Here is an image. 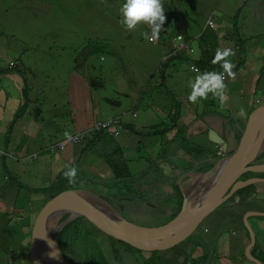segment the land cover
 Segmentation results:
<instances>
[{
    "label": "rangeland",
    "instance_id": "rangeland-1",
    "mask_svg": "<svg viewBox=\"0 0 264 264\" xmlns=\"http://www.w3.org/2000/svg\"><path fill=\"white\" fill-rule=\"evenodd\" d=\"M125 2L126 0H0V42L9 55L5 58L4 54L0 53V66L12 67L16 59L19 61L17 71L0 74V78L3 75L9 76V83L4 85L5 91L0 89V118L9 119L5 121L6 130L0 129V151L10 154L11 150L15 151L12 145L16 142L21 143L15 151V160L20 164V171L14 172V177L9 179L12 156H0V264H35L29 255L30 246L26 244L25 236L29 237L33 234V238L36 230L42 225L46 209L51 201L49 193L38 192L37 189L51 186L56 176L66 166L52 172L53 167L61 160L57 149L61 148L62 144L64 146V143L61 144L63 140H67L68 144L64 148V153H61V157L78 151L77 147H81L79 150L84 151V154L78 158L79 161L73 163L69 161L71 165H78L79 171L85 167L80 177L114 176L103 159V154L107 151L113 152L114 148L127 160L131 176L143 174L144 177L139 183L128 180V187L125 186V181L120 182L119 185L122 191L118 193L119 196L115 202L124 206L125 209L123 208L121 213L129 220L140 225L158 226L170 221L178 213L181 197L176 193L175 171L168 160L157 161L158 156L168 155L170 150L165 133L138 134L130 142L133 144L129 148L124 145V149L120 146L123 145L122 135L113 138L111 147L94 144L89 147L90 149H84L86 142L82 141L80 144L73 142L76 130L71 126L69 119L65 115L53 113L56 104L61 106L67 99V80L66 74L64 75L67 70L60 69L55 82L51 83L52 73L63 66L60 62L61 57L64 58V52L70 55L68 61L70 67L76 65L80 53H90L97 72L102 73H92L100 79L98 82L90 78L91 89L94 87L97 89L94 95L95 99H98L99 107L95 125L90 131L84 133L85 136L89 133L95 134L99 130L96 125L100 120L107 121L118 116L123 121V113L131 106L135 109L134 115L140 113L141 128H148L151 122L157 125L161 123V120L155 122L157 116L164 119L166 125L170 126L179 109V103H182V98H179L177 94H186L188 105L192 107V110H199L198 116L201 118L205 119V113H209L210 116L224 117L227 121V130L225 132L221 129L213 130L222 137L230 133L235 143L228 149L237 150L242 145V139H239L240 135H237L238 127H244L253 117L264 113V109H258L264 106L263 89L251 94L249 90L240 88L238 90L243 91L241 99L232 97V89L227 88L223 110L220 108L218 99L211 93L206 100H199L195 104L188 100L191 92L190 81H194L197 74L205 71L216 72L208 62L211 52L217 50L216 47L237 50L234 45L237 40H233L228 34H221V27L215 24L213 15L226 21V24L222 23L223 26L237 25L238 29H244L241 39L249 55L254 47L264 52V0H163L167 19L158 37L152 42L144 39L142 35L145 31L151 34L147 25L141 24L135 31L130 32L120 24V8ZM210 18L212 24L207 25ZM212 30L216 32L218 42H209L208 36L213 33ZM258 33L261 34L257 35ZM168 45L171 47L167 50ZM166 51L169 54L164 56ZM182 51L188 53L191 67L190 65L184 67L182 64L181 67L172 65V59L175 60V56L180 57L178 54ZM262 51L259 56H264ZM82 61L83 58L79 60V64ZM232 63L235 65L233 70L240 67L236 62ZM162 65L167 80L161 79ZM84 67L83 63L82 69ZM241 76L249 81L251 74L247 71ZM240 83L243 84L242 81ZM97 85L99 86L96 87ZM61 93L63 95H60ZM250 100H253L251 108ZM25 101L35 105V114L27 115L28 118L31 116L34 119L32 121H20L22 115L19 113L26 109ZM114 101L123 104L125 102V104L117 106L114 105ZM156 103H160L162 107L165 104L169 105L165 112L166 116L159 113L160 105L157 104L156 107ZM241 107L246 110L243 117L239 115ZM8 109L15 115H11ZM190 116L192 118L194 112ZM15 120L22 125V130L16 137L11 136L9 131L10 124ZM124 123L123 121L118 127L123 128L126 125ZM131 129L136 132L135 129ZM103 130L107 132V129ZM48 131L53 135L47 136ZM65 132L71 134V139L64 135ZM181 136V132L177 131L176 152L178 151L179 154H176L184 163H189L191 170L206 171L214 165L212 160L214 156L219 158L225 153L217 144L214 146L219 148L207 145L206 147L211 149L207 154H204V151L199 153L186 149L180 146L182 143H177L182 140ZM27 140L29 145L23 146ZM9 141H11L10 144ZM191 144L194 143L191 141ZM135 145L136 151L133 152ZM53 154L55 157L51 160L50 156ZM76 155L77 153L74 156ZM198 158H205L206 161L196 162L195 159ZM63 161L68 162L66 158ZM244 175H248V178L244 180H252L249 171ZM85 177L80 186L95 187L92 183L87 184ZM64 183L65 180L59 182L60 185ZM177 185L180 189L178 179ZM258 187L264 189V184H258ZM180 191L183 196L181 189ZM237 192L232 196L233 198L220 204L211 217L203 221L195 235L159 252V257L153 259L154 264L159 262L161 255H164L166 264H182L180 254H183L184 250L190 253L194 247L196 248L193 245V239L196 236V242H203L201 235L204 234L205 228H208L209 232L204 235L208 238L215 237L217 233L215 222L219 218L226 220L219 227L220 232L233 240L241 238L244 232L249 237L250 228L256 232L255 223L264 227V191L259 194L254 191L246 200H241V195ZM25 207L28 210L31 207L32 213H28L27 219L17 218L19 209L24 210ZM254 213L260 214L257 216ZM68 217H71L69 213L59 216L58 224L60 220ZM246 219L249 222H245ZM224 224H226L225 228ZM232 231L235 233L233 234ZM66 237V231L62 229L58 239L60 249L66 258L69 256L72 261L79 263L81 257L78 252L74 255L75 258L71 256L73 248ZM93 237L95 244L103 251L107 263L117 264L111 249V237L101 228L93 232ZM219 243L222 244V241ZM208 246L211 247L210 244L207 248ZM176 249L182 251L176 252ZM215 249L216 255L211 258V263L223 264L217 261L220 251L217 247ZM196 250L197 253H201L199 248ZM231 253L235 251L232 250ZM253 256L264 258L262 248L258 246ZM238 257L237 264H258L248 257L247 252L245 255L240 252ZM141 260L144 261L145 258ZM125 264H130L128 259Z\"/></svg>",
    "mask_w": 264,
    "mask_h": 264
},
{
    "label": "crops",
    "instance_id": "crops-1",
    "mask_svg": "<svg viewBox=\"0 0 264 264\" xmlns=\"http://www.w3.org/2000/svg\"><path fill=\"white\" fill-rule=\"evenodd\" d=\"M213 17L212 18H213L215 24L217 26L221 27V30H222L221 34L222 33L228 34V35H230V37L233 40H239V38H241V34L244 35V29L243 28L238 29L237 25L234 27H232V25L231 26L229 25V27H226L225 25L223 26L222 23L226 24L225 20H223L221 18H217L214 15H213ZM259 34H261V33H258L257 35H259ZM229 40H231V39H229ZM170 47H171V45H168L167 50ZM261 51L262 50L254 47V49L251 51L250 56L247 53L246 58H248V60L246 61V63H244L242 66L238 67L237 69L233 70V72L235 73V79H232V78L225 76L226 77L225 83L227 85V88L232 89V91H233L232 97L241 98V99L243 98L242 97L243 91L238 90L240 88L249 90V92L251 94L257 93L259 91V89L264 90V67H262V65L264 64V59L262 60V57L264 58V56H259V53ZM0 53L4 54L5 58H6V56H9L7 54V50L4 48V46L1 42H0ZM64 54H65L64 58L62 59V57H61V62H60L63 66L59 67V69L57 71H54L52 73L53 77L51 79V83L55 82V77H57L60 74V69L64 68L65 70H67L64 73V75L66 74V80H67V99L65 102H63L61 104V106L56 104L55 110L53 111V113L56 115L57 114L65 115L69 119L71 126L76 130L75 133L87 132V131H90L91 128L95 124V119L97 117V112H98V107H99L98 99H95V95H94L95 91L97 89H94L95 87L91 89L90 78H92L98 82L100 79L98 77L92 75V73L93 74H95V73L102 74V73H101V71L97 72V69L94 66V62L91 59V55H89L90 53H87V54L80 53L78 55V61L75 65V67L74 66L70 67L68 65L70 55L67 52H64ZM168 54H169V52L166 51L164 56H166ZM178 56H180V57L175 56V60L172 59V65H174L175 67H181V64L184 67L186 65H190V67L192 66L190 61H189L188 53L186 51H182L180 54H178ZM10 57H13V56H10ZM82 58H83V61L81 64H79V60H81ZM250 58H251V60H250ZM212 59L213 58L211 56L208 57L209 64H211L215 68L216 72H223V68L221 67L220 63L213 64ZM248 62H249V64H248ZM83 63L85 64V67L82 69ZM163 63H164V61H163ZM3 67H7V66L1 65L0 69ZM161 69L163 70V74H161V79L167 80L168 78L166 77V74L164 73L163 65H162ZM162 70H161V72H162ZM247 71L250 72V74H251L249 81L247 79H245L243 76H241L242 73H245ZM87 80H88V82H87ZM241 81L243 82V84L240 83ZM4 85H5V83L2 80H0V87L2 88ZM98 86L99 85H97L96 87H98ZM31 89H34V87H31ZM57 89H58V87H57ZM60 95H63V94L61 93ZM177 95L179 98L180 97L182 98V103H179L180 104V116L181 117L176 122L178 127H176V126L174 127L173 124L175 122H172V124L170 125V126H172V125L173 126L171 127L169 132L166 133L168 143L170 144V150L168 152V155L158 156L157 161L158 162H165L166 160H168L170 165L172 167H174L175 170L178 169V170L182 171V169L189 168V166H188L189 163L188 162L184 163L180 159V157L177 155V154H179L178 151L176 152L178 145H176V141H174V139H175V135L178 131V128L181 125L185 124L187 129H186V132L184 134H186V137L189 138L196 146H198L197 150L202 152L203 149L211 150V149L206 147L207 145H209L208 147L213 146L214 148H219V147L214 146L216 144L209 140V136H208L209 130H211V128H214L217 131L219 129H221L222 131L225 132L227 130V123H226L227 121H225V119L222 115L210 116L209 113H205V116H204L205 119L201 118L200 116H198L199 110H192V107L190 105H188L186 94H177ZM263 98H264V95H263ZM113 103H114V105H117V106H121V105L125 104V102L123 104L122 102H118V101H114ZM157 104L160 105L159 113L166 116L165 112L168 110L169 105L165 104L164 107H162V105L160 103H156L155 104L156 107H157ZM24 105H26V109H23L19 113V115H22L21 116L22 118L20 119V121H24V120L32 121V120H34L31 116H30V118H28V116H27V115L35 114L34 103L25 101ZM249 106H250V108H251V106H253V100H250ZM258 109H264V106L259 107ZM8 111H9V109H8ZM193 112H194V116L191 118L190 115L193 114ZM256 112H258V111H256ZM9 113L13 116L15 115L14 112L12 113L9 111ZM134 114H135V109L132 106L130 108L126 109L125 112L123 113L124 117H122V118H123V121L125 122L124 124H126V125L123 126V128L121 130V134L119 135V136L122 135V140H123L122 144L123 145H120V146H123V149H124V145L127 148H129L133 144L130 142H132L133 139L136 137V135H138L136 133L137 131L148 132L149 129H151V128H153V126L157 125L154 122L153 123L151 122V123H149L148 128H141L140 113L136 114V115H134ZM188 114H190V115H188ZM261 115H263V114H261ZM261 115H256L255 117H253V119L256 120ZM115 117H118V116H115ZM188 118H191V119L188 120ZM8 120L9 119H7L5 117L0 118V129H2L3 131L6 130V122L5 121H8ZM159 120H161V123H158V124H162L163 127L167 126L164 119L157 116V118H155V122H157ZM249 123L250 122H248V123L246 122L244 127H238L237 135L238 136L240 135L239 139L243 138V136H244L243 134L246 132L247 127L250 125ZM131 128L135 129L136 132L132 131ZM21 130H22V125L18 121L15 120L13 122V124H10L9 131H10L11 136H15V137L18 136V134L21 132ZM52 133H53V131H52ZM52 135L53 134H49V131L47 132V136H52ZM58 137L60 138V135H58ZM58 137H55V138H58ZM224 137L227 140V142H226L227 143V147H226L227 152H232V151L236 150V149H233V150L228 149L229 146H233L235 143L233 138H232V135L230 133H227L226 135H224ZM194 139H196V142H194ZM10 142L11 141H9V144H10ZM62 142L64 143V146L62 148L57 149V151L60 155H61V153H64V148H66L67 144H68L67 140H63ZM28 145H29V142L27 140L24 142L23 146H28ZM19 146H21V143L16 142L12 145V149L17 151ZM136 147L137 146L135 145L133 152L136 151L135 150ZM80 148L81 147H77L76 149H78V151H74L72 153H69L65 157H61L59 155L61 160L57 163L56 166L53 167L52 172L59 170L61 167L65 166V165L66 166L69 165L70 160H71V163H73L75 161H79L78 158L84 154L82 152V150H79ZM15 151L11 150V153L13 154V156L11 157L12 160L10 161V164H11V166H10L11 168L9 170L10 172L8 171L10 173L9 179L14 177V174H13L14 172L18 173L20 171V164H18L15 160L16 159ZM47 151H49V150H47ZM75 153H77L76 156H74ZM221 156H223V155H221ZM54 157H55V155L53 154L50 156V159L53 160ZM172 157H173V159H172ZM64 158H66L68 160L67 163H65L63 161ZM181 158L183 160H185L183 157H181ZM195 160H196V162H198L199 160H201L203 162L206 161L205 158H201V159L198 158ZM256 165H264V156L258 161V163ZM6 168L8 169L7 163H6ZM83 169H85V167H83ZM189 170H191V169H189ZM189 170L186 169L181 174L187 173ZM194 170H196V169H194ZM257 170H259V169H257ZM257 170H255V172H258ZM260 170H264V169H260ZM42 178H43V175L41 174V179ZM188 185H191V183H188ZM42 188H44V187H42ZM258 189H260V188H258ZM260 200H263V199H260ZM29 212L32 213V210L19 209V213L17 214V218L27 219ZM214 212H215V210L212 211L208 217H211V215ZM238 221H239V219H238ZM224 222H226V220L219 218V220L215 222V224H216L215 227L217 229V233H216L215 237L214 238H208L207 237V238L210 242L216 241V243H218V244H220L219 242L222 241V244L218 245V247L221 250V254H224V256H222L220 258V261L223 264H226V263L237 264L239 262L238 254L240 252H243V254L246 253V249H247V246L249 244V237L247 236L246 232H244V235L237 240H233L230 238V236L224 235V233L220 232V229H219V227ZM225 226H226V224L223 225L224 228H225ZM255 226H256V230H257L255 232L256 238H257V245L260 248H262V250L264 252V231H263L264 227L258 223L257 224L255 223ZM204 231L209 232V229L205 228ZM232 233L234 234L235 232L232 231ZM31 236H29V237L25 236L26 244H27L28 239H31ZM216 247H217V245H216ZM232 250H234L235 253L232 254L231 253Z\"/></svg>",
    "mask_w": 264,
    "mask_h": 264
},
{
    "label": "water",
    "instance_id": "water-1",
    "mask_svg": "<svg viewBox=\"0 0 264 264\" xmlns=\"http://www.w3.org/2000/svg\"><path fill=\"white\" fill-rule=\"evenodd\" d=\"M249 124L243 134L242 145L239 149L229 154L225 153L218 159L214 158L216 159L214 165L206 171L192 169L179 176V186L184 196L182 206L176 216L165 224L146 226L135 223L125 217L110 202L87 188L76 187L61 192L49 203L42 225L33 236L30 246L32 260L35 264H74L61 251L58 237L66 223L84 214L90 216L95 224L109 236L145 251L170 248L186 240L196 232L212 211L239 189L257 180L264 182L262 178L240 180L249 170L264 169V165H251L264 152V113L258 119L251 120ZM209 139L226 152V140L213 128L209 132ZM213 173L215 174L212 175ZM209 178L212 182L207 181ZM190 179L188 183L191 185H188L187 180ZM67 204H75L83 212L80 215L69 217L65 224L59 227L57 222L59 211ZM259 214L254 213L257 216ZM250 234L251 245L247 250V255L256 263L264 264L252 254L255 236L251 229ZM48 239L55 241V249L49 246ZM39 247L42 248L40 252L37 250ZM54 250H58V256L51 257L49 253Z\"/></svg>",
    "mask_w": 264,
    "mask_h": 264
},
{
    "label": "trees",
    "instance_id": "trees-1",
    "mask_svg": "<svg viewBox=\"0 0 264 264\" xmlns=\"http://www.w3.org/2000/svg\"><path fill=\"white\" fill-rule=\"evenodd\" d=\"M212 32L213 33H211V35L208 36L209 42H215V41L218 42L219 40H218L217 34L213 30H212ZM217 48L218 47H216V49ZM235 48L237 49V50H234L235 55L228 57V59L231 62H236L238 66H242L244 63H246L248 58H246V56H247L246 51L247 50L245 49L244 42L242 41L241 38H239L238 43L235 45ZM215 54H216V50L212 51L210 56L212 58H214ZM18 66H19V61L16 59V64L14 66H12V67L7 66V67L1 68L0 74H2V73L9 74L11 71H17L16 68ZM94 66H95V63H94ZM8 77L9 76L3 75V77H1L0 79L4 83L8 84L9 83ZM0 89L5 91V86H3L2 88L0 87ZM178 112H179V114H178ZM180 117L181 116H180V105H179V109L175 114L174 120L172 121V122H175L173 124L174 127L175 126L178 127L176 122L179 120ZM11 124H13V123H11ZM172 126L169 127L167 125V126L163 127L162 124H158L157 127H153L151 129H149L151 131H149V130H148V132L137 131L136 133L139 135H144L147 133L149 135L164 134V133L166 134L167 132H169V130L171 129ZM108 129L114 130V131H116V130L119 131L118 126L114 127L113 129L108 127ZM186 129H187V127L185 124L181 125L178 128V131L181 132V134L183 136H181L182 140L180 142H177V143L178 144L182 143V145H180V146H183L186 149H191L195 152L201 153L200 151L197 150L198 146L191 144V140L186 137V134H184L186 132ZM102 130L103 129L97 130V132L95 133L96 134L95 138H93L90 141V143H88L85 146L84 149H86V148L90 149L89 147H91L94 144H98L101 146L107 145L109 147L112 146L114 136L109 134V132H110L109 130H107V132H105L104 130H103L104 132H102ZM174 141H177V140L174 139ZM62 147H63V145H62ZM203 151H204L203 152L204 154H207L209 150L203 149ZM82 152L84 153V151H82ZM263 156H264V152H263ZM103 159L109 165V168L114 173V176L107 177V178H103V177H100L98 175H92L89 177H85V176L80 177L79 175L83 173V169L81 168V171L78 170L75 183L70 184L69 181L63 175L64 171L67 170L68 166H74L77 169L79 168V166L76 164H73V165L70 164V165H67L56 176V178L54 179L51 186L44 187V188H38L37 191L38 192H47L49 190V192L51 194V198H55L62 191L73 189L75 187H79L81 184H83V178L85 177L87 180V184L90 185V183H92V185H95V187H93V188H90L89 186H85V187L92 189L94 192L101 195L103 198H105L106 200H108L112 204L117 205V203L115 202V199H118V196H119L118 193L122 191V189L119 188L120 182L125 181V186L128 187V183H127L128 180H130L131 182H135L136 179H138V178L142 179L144 176L142 173H139L138 175H135V176H131L130 169L128 168L127 160L125 159V157L121 156L120 153L116 152V148H114L113 152L107 151L105 154H103ZM172 168L175 171V188L177 191L176 193L178 194V196L181 197V202H180V205H179L178 210H177V212H179L181 205H182L183 196H182L181 191L177 185V179L184 170H186V169L189 170L190 168L182 169V171L178 170V169L175 170L174 167H172ZM257 171H260V170H257ZM161 173L163 175L165 174V172H161ZM249 174L257 175V176L264 178V170H261L260 172L249 171ZM245 178H248V175H244L241 177L242 180H244ZM61 180H65V183L60 185L59 182ZM3 184H5V183H3ZM57 184H58V186H57ZM133 188L136 189L135 186H133ZM254 191H256V187H255V185H251V186H247V187H244L242 189H239V191L237 193H240L241 200H246L248 195ZM122 193H124V192H122ZM124 194H126V193H124ZM29 208L31 210V207H29ZM25 209H26V207H25ZM97 228H99V226H97L95 224V222L87 214L83 215L81 217H78L75 220H72L71 222H69L64 227V230L66 231V235H67L66 240H68L70 242V244L73 248V251H72L73 255H71V256L74 257V255H76L78 252V255L81 257V261L79 263H77V262L72 261L69 258V256H67V258L71 262H73L75 264H108L107 261L105 260V255H104L103 251L101 250V248L98 245L95 244L93 232ZM263 231H264V229H263ZM192 235H195V234H192ZM192 235H190V236H192ZM190 236H189V238H190ZM201 236L203 238V242H196L195 238L197 236L193 239V245H195L196 248H199L201 250V253H197V250L194 246H193L194 247L193 251L190 253H186L185 250L183 249L184 250L183 254L181 253L179 256L181 258L182 264H212L211 258H213V256H214V254L212 253L213 245L211 244V242L208 240V238L204 234ZM110 237L112 239V253L115 254L116 259H118V258L121 259V258L125 257V258H130L132 260H136L138 262L137 264H154L153 259L159 257L158 253L163 251V249L157 250V251H145V250L136 248V247L128 244L127 242L119 240L113 236H110ZM189 238H187V239H189ZM208 244H210L211 247L208 246V248H207ZM186 245H187V243H186ZM257 247H258V245L256 243L255 249H257ZM179 251H182V250L176 249V252H179ZM163 256L164 255H161V257H160L161 259L159 260V262L157 264H166V262H165L166 259ZM143 257L145 258L144 261L141 260ZM262 261L264 262V258H262Z\"/></svg>",
    "mask_w": 264,
    "mask_h": 264
},
{
    "label": "clouds",
    "instance_id": "clouds-1",
    "mask_svg": "<svg viewBox=\"0 0 264 264\" xmlns=\"http://www.w3.org/2000/svg\"><path fill=\"white\" fill-rule=\"evenodd\" d=\"M120 13H121V19L119 21L120 24L122 26L126 27V29L128 31H130V32L135 31L137 29V27L139 25H141V24L147 25L150 28V30H151V34H149L148 31H145V32L142 33V35H143L144 39L148 40L149 42H152L154 38L158 37L159 33L161 32V30H162V28L164 26V23H165L166 19H167L166 18V15H165L164 6H163V0H126V2L120 8ZM210 21H211V18L208 19L207 25H209V22ZM211 24H212V22H211ZM237 43H238V40H237L236 43H234V45H236ZM234 55H235V51L232 48H223V49L217 48L216 54H215L214 58L212 59V63L213 64L220 63V65H221V67L223 68L224 71L222 73L215 72V71H211V72L205 71L203 73L197 74V76L195 77V80L194 81H190L191 92H190V94L188 96L189 102L195 104L199 100H206L208 98L209 93H211V95L214 98L218 99L219 104H220V108H221V110H223V108L225 106V103H226V92H227V85L225 83V78H226L225 75H227V77H229V78L235 79V73L233 72V68L235 67V65L228 59V57L234 56ZM15 64H16V62H15ZM161 74H163V70H162ZM245 113H246V110L243 107H241L240 108V111H239V115L241 117H243L245 115ZM112 119L119 120V123L117 124V126H119L120 124H122V120L119 119V117H114ZM118 128H119V131H117V133H116V131H113V132H109V134L112 135V136H114V137L115 136H119L121 134L122 128L121 127H118ZM209 132H210V130H209ZM89 134H91V137L86 142V144H88L96 136V134H94V133H89ZM64 135L66 137H68L69 139H71V134L70 133L65 132ZM223 138L226 140L225 137H223ZM226 142H227V140H226ZM62 143L63 142L61 141V144ZM225 153L229 154V153H232V152H227V150H226ZM3 155L13 156L12 153L8 154L6 152L0 151V156H3ZM220 157H222V156L220 155ZM262 157H263V153L251 165H256L258 163V161ZM32 158H34V157L32 156ZM214 158H216V159H218V158H217V156H214L212 158V160H214V163H215V159ZM128 168H129V164H128ZM255 170L256 169L249 170V171L255 172ZM260 171H258V172H260ZM77 173H78V169L76 167H74V166H68L67 167V170L64 171L63 175L69 181V183L72 184V183H75V181H76ZM261 178L264 179L263 177H260V176H257V175H252V180L253 179H261ZM240 180H242V179L240 178ZM246 180H250V179H246ZM139 181H140L139 178L135 180V182H138V183H139ZM258 184H264V182L257 180L255 182H253V184H251V185H255L256 191L259 194L261 191H264V189L263 188L258 189L259 188L258 187ZM251 185H248V186H251ZM79 187H81V188H88V187H85V186H79ZM89 190H92V189L89 188ZM46 193H49L50 200L52 201V199H54V198H51V194H50L49 190ZM182 202H183V198H182ZM112 205L114 206V204H112ZM67 219L60 220V221L61 222H65ZM246 220H247V222H249L248 219H246ZM68 223H66V224L64 223L65 225L63 226L62 229H64V227ZM61 230H60V233H61ZM251 231L253 232V235L255 236V246H254V248L252 250V254H253L254 251L256 250L255 247H256V243H257V238H256L255 232L252 229H251ZM207 232L208 231H204V234L207 233ZM31 235H33V234H31ZM59 236H60V234H59ZM31 238H32V236H31ZM58 239H59V237H58ZM249 239H250V241H249V244L247 246L246 252H247V250L249 249V247L251 245V234H249ZM47 243L49 244V246L51 248L55 249V241H52V240L48 239L47 240ZM211 244L213 245L212 253L215 256L216 255V249H215V247H216V245H215L216 244V241L215 242H211ZM217 249L220 251V254L217 257V261L220 262L219 259L221 258V255H223V254H221V250L219 249L218 246H217ZM49 255L51 257L58 256V250H54V251L50 252ZM257 259H259L260 261H262V259H260V258H257Z\"/></svg>",
    "mask_w": 264,
    "mask_h": 264
},
{
    "label": "built area",
    "instance_id": "built-area-1",
    "mask_svg": "<svg viewBox=\"0 0 264 264\" xmlns=\"http://www.w3.org/2000/svg\"><path fill=\"white\" fill-rule=\"evenodd\" d=\"M209 23L211 24V21ZM118 123H119V120H116V119H109L107 121H99L96 125V128L109 130L108 127L113 129L114 127H117ZM109 131L113 132L114 130H109ZM84 133L85 132L76 133L73 136V142L76 144H80L82 141L87 142L90 139L91 134H89L88 136H85ZM116 133H117V130H116Z\"/></svg>",
    "mask_w": 264,
    "mask_h": 264
},
{
    "label": "bare ground",
    "instance_id": "bare-ground-1",
    "mask_svg": "<svg viewBox=\"0 0 264 264\" xmlns=\"http://www.w3.org/2000/svg\"><path fill=\"white\" fill-rule=\"evenodd\" d=\"M63 145V144H62ZM215 173H213L212 175H214ZM190 180H187V183L190 182ZM207 181L212 182V180L209 178L207 179ZM195 183V182H194ZM83 212V210L78 207L75 204H67L65 206H63L60 211H59V216H63L65 213H69L71 217L80 215ZM65 222H59L58 226L61 227L64 225ZM38 252H40L42 250V248L39 247V249H37Z\"/></svg>",
    "mask_w": 264,
    "mask_h": 264
},
{
    "label": "flooded vegetation",
    "instance_id": "flooded-vegetation-1",
    "mask_svg": "<svg viewBox=\"0 0 264 264\" xmlns=\"http://www.w3.org/2000/svg\"><path fill=\"white\" fill-rule=\"evenodd\" d=\"M114 207H116V205H114ZM118 210H122L123 208H124V206L122 205V204H117V207H116ZM125 209V208H124ZM31 243H32V239H28V241H27V244H28V246H31ZM111 249H112V246H111ZM29 255H30V253H29ZM31 257V256H30ZM129 260V262H130V264H137L138 262L136 261V260H132V259H130V258H125V257H123V258H121V259H116L115 257H114V260L116 261V263L117 264H125V262H126V260ZM73 263V262H72ZM75 264V263H74Z\"/></svg>",
    "mask_w": 264,
    "mask_h": 264
}]
</instances>
